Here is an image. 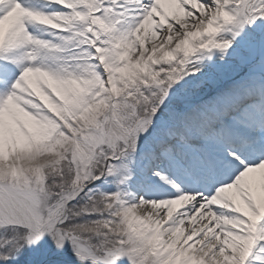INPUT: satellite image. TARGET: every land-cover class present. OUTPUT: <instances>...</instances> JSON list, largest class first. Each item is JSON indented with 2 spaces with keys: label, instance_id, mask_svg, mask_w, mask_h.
<instances>
[{
  "label": "snow or ice",
  "instance_id": "snow-or-ice-1",
  "mask_svg": "<svg viewBox=\"0 0 264 264\" xmlns=\"http://www.w3.org/2000/svg\"><path fill=\"white\" fill-rule=\"evenodd\" d=\"M0 264H264V0H0Z\"/></svg>",
  "mask_w": 264,
  "mask_h": 264
}]
</instances>
